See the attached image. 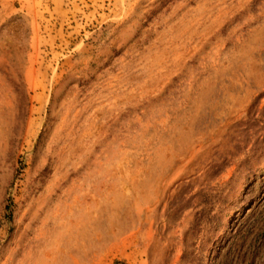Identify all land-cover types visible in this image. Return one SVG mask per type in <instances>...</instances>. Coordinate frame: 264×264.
<instances>
[{"label":"rangeland","instance_id":"rangeland-1","mask_svg":"<svg viewBox=\"0 0 264 264\" xmlns=\"http://www.w3.org/2000/svg\"><path fill=\"white\" fill-rule=\"evenodd\" d=\"M0 264H264V0H0Z\"/></svg>","mask_w":264,"mask_h":264}]
</instances>
